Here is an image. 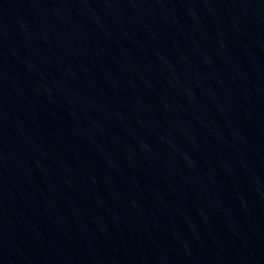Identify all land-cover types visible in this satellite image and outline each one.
Here are the masks:
<instances>
[{"label": "water", "instance_id": "water-1", "mask_svg": "<svg viewBox=\"0 0 264 264\" xmlns=\"http://www.w3.org/2000/svg\"><path fill=\"white\" fill-rule=\"evenodd\" d=\"M0 264H264V0H0Z\"/></svg>", "mask_w": 264, "mask_h": 264}]
</instances>
